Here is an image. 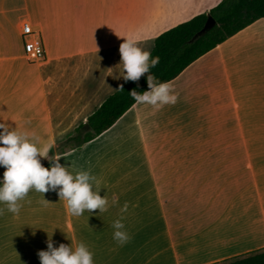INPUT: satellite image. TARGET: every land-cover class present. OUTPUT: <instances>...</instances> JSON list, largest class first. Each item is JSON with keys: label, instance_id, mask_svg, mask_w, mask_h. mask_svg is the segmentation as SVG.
<instances>
[{"label": "crops", "instance_id": "crops-1", "mask_svg": "<svg viewBox=\"0 0 264 264\" xmlns=\"http://www.w3.org/2000/svg\"><path fill=\"white\" fill-rule=\"evenodd\" d=\"M220 1L0 0V122L34 134L43 166L59 157L70 172L90 171L110 205L72 216L55 191L30 190L19 214H0V264H40L49 238L84 242L94 264H216L264 250V18L169 81L175 104L134 103L94 139L49 154L125 84V37L151 51ZM23 22L40 34L38 62L24 57ZM121 215L123 245L112 235Z\"/></svg>", "mask_w": 264, "mask_h": 264}, {"label": "clouds", "instance_id": "clouds-1", "mask_svg": "<svg viewBox=\"0 0 264 264\" xmlns=\"http://www.w3.org/2000/svg\"><path fill=\"white\" fill-rule=\"evenodd\" d=\"M120 54V77L125 82L139 81L145 76L147 89L129 91V95L138 105H150L160 109L164 105L175 104L178 93L173 91V86L167 81H160L150 68L159 63L158 56L139 46L134 37H125L118 48ZM122 85L119 86L122 89ZM37 138L27 132L16 131L8 124L0 122V166L4 167L0 177V214L6 208L13 214H19L22 207L20 201L34 189L39 193L55 191L59 199L65 202L69 215L80 216L85 210L106 211L109 200L99 195V190H94L96 177L88 170L70 172L65 165L60 163V158H52L48 167L41 163V157L46 153L37 147ZM43 204L49 203L42 196ZM118 197H113L111 204L116 205ZM120 213L128 210V202L120 205ZM113 239L120 245L126 243L129 235L125 230L123 215L112 222ZM47 249L38 250L37 256L40 264H94L93 253L84 242H78L75 247L60 243L53 246L49 238L46 241Z\"/></svg>", "mask_w": 264, "mask_h": 264}, {"label": "trees", "instance_id": "trees-1", "mask_svg": "<svg viewBox=\"0 0 264 264\" xmlns=\"http://www.w3.org/2000/svg\"><path fill=\"white\" fill-rule=\"evenodd\" d=\"M215 24L204 35L192 41L193 36L203 27L207 17ZM264 18V0H221L207 12L198 14L159 34L151 49L152 56L159 57V63L150 68L160 81H171L188 65L216 48L255 21ZM147 89L145 76L139 81H127L90 115L85 123L78 125L71 136L60 143L58 149L50 151L62 154L94 139L110 128L134 103L129 95L131 89ZM88 125V130L83 126ZM216 264H264V250H258L224 260Z\"/></svg>", "mask_w": 264, "mask_h": 264}, {"label": "built area", "instance_id": "built-area-1", "mask_svg": "<svg viewBox=\"0 0 264 264\" xmlns=\"http://www.w3.org/2000/svg\"><path fill=\"white\" fill-rule=\"evenodd\" d=\"M23 54L31 63L44 59L45 52L40 39V34L28 22H23L20 29Z\"/></svg>", "mask_w": 264, "mask_h": 264}, {"label": "water", "instance_id": "water-1", "mask_svg": "<svg viewBox=\"0 0 264 264\" xmlns=\"http://www.w3.org/2000/svg\"><path fill=\"white\" fill-rule=\"evenodd\" d=\"M215 24V21L212 17L208 16L203 27L193 36L192 41L197 39L198 37L204 35L210 28H212ZM84 130H88V125L83 126Z\"/></svg>", "mask_w": 264, "mask_h": 264}, {"label": "rangeland", "instance_id": "rangeland-1", "mask_svg": "<svg viewBox=\"0 0 264 264\" xmlns=\"http://www.w3.org/2000/svg\"><path fill=\"white\" fill-rule=\"evenodd\" d=\"M58 147H60V144L58 146H56V149H58Z\"/></svg>", "mask_w": 264, "mask_h": 264}]
</instances>
